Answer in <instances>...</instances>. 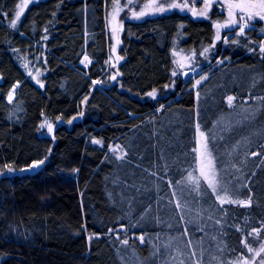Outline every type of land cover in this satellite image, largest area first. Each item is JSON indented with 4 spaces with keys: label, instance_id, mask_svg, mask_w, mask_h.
<instances>
[{
    "label": "trees",
    "instance_id": "1",
    "mask_svg": "<svg viewBox=\"0 0 264 264\" xmlns=\"http://www.w3.org/2000/svg\"><path fill=\"white\" fill-rule=\"evenodd\" d=\"M115 1L0 0V264H234L264 229L263 23L212 45L217 5L127 19L102 83ZM198 128L216 192L188 180Z\"/></svg>",
    "mask_w": 264,
    "mask_h": 264
},
{
    "label": "rangeland",
    "instance_id": "2",
    "mask_svg": "<svg viewBox=\"0 0 264 264\" xmlns=\"http://www.w3.org/2000/svg\"><path fill=\"white\" fill-rule=\"evenodd\" d=\"M206 3H210V7L205 10ZM259 4L260 0H168L166 2H160V0H118L113 2L110 6L108 5V3H106V29L110 40V45L107 58L103 62L102 66L99 67V70H102V83L107 82L115 75L113 71L115 66L114 52L119 41V33L121 32L122 28L121 26L123 25V22L125 20L142 19L146 16H152L172 10L188 12L195 18H207L211 8L217 5L219 6V9L225 13V16L224 19L214 22V38L212 45H215L219 41L224 42L226 37H228L230 33H242L247 28L256 27L255 25H252V23L256 20L262 21L263 29L264 18H260V16L255 15V13L257 12H261V14L264 15V11L260 9ZM173 5H176L177 7H172ZM236 5H244L245 7H236ZM161 7L166 10L158 11L157 9ZM201 12H204L205 14L200 15L199 13ZM141 13H143V15H141ZM249 14H252L254 16V19L248 20L247 17ZM232 21H235V23H232ZM241 25L244 26L243 31L241 29ZM85 57L82 59L84 60V63L81 64L83 67L87 68L91 60L89 57H87V60H85ZM223 60L224 59L218 57L216 59V62L221 63ZM176 68V74L180 76H183L187 71L190 72V77L184 79L185 81H191L193 83L194 86H190V88L195 87V85H197V81L202 82L208 74V71L202 70L201 67L193 65V60L190 56L182 53H179L177 55ZM94 81L96 82L97 80L95 79L93 80V82ZM14 96L15 93L12 90L8 93L7 99L11 101ZM61 123V120L57 122L45 120L42 124V130L44 131V133L52 136L55 127ZM49 125H51V131H49ZM199 133L200 132L197 130L196 149L198 148L197 142L199 141V147L202 151L204 142ZM91 141L94 142L98 140L92 138ZM197 169L199 171L198 164ZM19 172L20 171L16 170H8L5 173L8 175H13ZM254 234L255 236L260 237L258 244L254 247L248 245L247 255L239 257L234 262V264H264V251L261 250L264 249V229L262 230V232L255 231ZM249 249H252V251H249Z\"/></svg>",
    "mask_w": 264,
    "mask_h": 264
},
{
    "label": "snow or ice",
    "instance_id": "3",
    "mask_svg": "<svg viewBox=\"0 0 264 264\" xmlns=\"http://www.w3.org/2000/svg\"><path fill=\"white\" fill-rule=\"evenodd\" d=\"M172 7H177V6L173 5ZM209 7H210V3H206L205 4V10L207 8H209ZM236 7H242L243 8L245 6L244 5H236ZM259 7H260V9L262 11H264V0H260ZM157 10L158 11H165L166 9L161 7V8H158ZM199 14L203 15L205 13L201 12ZM141 15H143V13H141ZM255 15L256 16H260V18H264V15H262L261 12H257V13H255ZM19 16H20V13L18 12L17 13V17H19ZM247 19L248 20H252V19H254V16L252 14H249ZM232 23H235V21H232ZM15 24H16V20L14 19L12 21V25L15 26ZM241 29H242V31L244 30V26L243 25H241ZM207 51L208 50L205 49V52H207ZM261 51L264 52V44L261 45ZM203 54L204 53H201V55H203ZM85 60H87V57H85ZM81 63H84V60H82ZM173 75H176V73L174 72ZM113 79H116V77L114 76ZM94 83H96V82L94 81ZM199 83H200V81H197V84H199ZM149 95H154V93H150ZM227 99H228L229 105L231 106L232 101H233V97H228ZM48 127H49V131H51V125H49ZM198 131H199V128H198ZM199 135L203 136L204 134L203 133H199ZM94 142L95 143H100L99 141H94ZM197 143H198V148L195 149L194 151L197 152L196 161H197V164L199 166L200 176H199V178H196L194 180L193 177L190 175L188 177V180L190 182L194 183L197 186V189L199 190V181H200V178H202L207 183L208 187L211 188L213 190V192H216L218 187H219V176L217 174L216 167H215V164H214V158L211 156V153L208 151L207 143H205L203 145V150L202 151L200 150V147H199V141ZM117 158L119 159L121 157H117ZM42 163H43V161L34 162V164L31 167L34 168V167H36V166H38L39 164H42ZM9 170L11 171L10 168H9ZM217 199H220L219 196L217 197ZM225 202L234 203L236 201H231V200L225 201L223 199L220 200L221 204H224ZM239 203L247 204L246 201H239ZM141 239L143 240V237H141ZM261 250L264 251V249H261ZM249 251H252V249H249Z\"/></svg>",
    "mask_w": 264,
    "mask_h": 264
},
{
    "label": "water",
    "instance_id": "4",
    "mask_svg": "<svg viewBox=\"0 0 264 264\" xmlns=\"http://www.w3.org/2000/svg\"><path fill=\"white\" fill-rule=\"evenodd\" d=\"M190 75H191L190 72L187 71L186 73H184V75L182 77H183V79H187V78L190 77ZM18 85H19V83H16V85L13 87V91L16 90V88L18 87ZM28 171H29V169H28Z\"/></svg>",
    "mask_w": 264,
    "mask_h": 264
}]
</instances>
